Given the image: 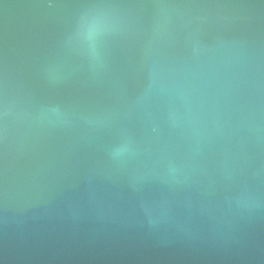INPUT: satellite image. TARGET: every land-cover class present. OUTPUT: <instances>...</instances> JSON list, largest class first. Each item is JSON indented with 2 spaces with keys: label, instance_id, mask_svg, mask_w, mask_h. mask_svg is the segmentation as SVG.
<instances>
[{
  "label": "water",
  "instance_id": "1",
  "mask_svg": "<svg viewBox=\"0 0 264 264\" xmlns=\"http://www.w3.org/2000/svg\"><path fill=\"white\" fill-rule=\"evenodd\" d=\"M0 264H264V0H0Z\"/></svg>",
  "mask_w": 264,
  "mask_h": 264
}]
</instances>
